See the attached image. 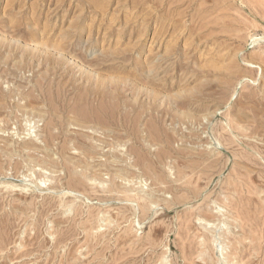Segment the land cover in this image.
I'll return each mask as SVG.
<instances>
[{"label": "rangeland", "instance_id": "1", "mask_svg": "<svg viewBox=\"0 0 264 264\" xmlns=\"http://www.w3.org/2000/svg\"><path fill=\"white\" fill-rule=\"evenodd\" d=\"M0 264H264V0H0Z\"/></svg>", "mask_w": 264, "mask_h": 264}, {"label": "bare ground", "instance_id": "2", "mask_svg": "<svg viewBox=\"0 0 264 264\" xmlns=\"http://www.w3.org/2000/svg\"><path fill=\"white\" fill-rule=\"evenodd\" d=\"M78 113H79V112H78ZM89 114H90V113H89ZM78 115H79V114H78ZM90 116H91V115H90ZM89 118H91V117H89ZM80 119H83V118L81 117ZM74 139H75V138H74ZM103 143H104V142H103ZM80 145L83 146L82 144H80ZM84 145H85V144H84ZM81 146H80V147H81ZM86 146H87V145H86ZM83 147H84V146H83ZM83 147H82V148H83ZM82 148H81V149H82ZM85 148H86V147H85ZM76 183H77V182H76Z\"/></svg>", "mask_w": 264, "mask_h": 264}]
</instances>
